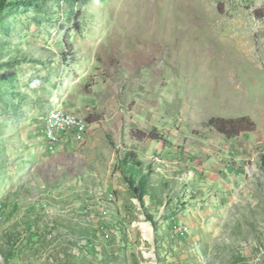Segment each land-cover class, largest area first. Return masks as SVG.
<instances>
[{
	"label": "rangeland",
	"instance_id": "1",
	"mask_svg": "<svg viewBox=\"0 0 264 264\" xmlns=\"http://www.w3.org/2000/svg\"><path fill=\"white\" fill-rule=\"evenodd\" d=\"M20 4L0 9V264H264V0ZM52 112L84 128L50 139ZM242 116L254 132L204 128Z\"/></svg>",
	"mask_w": 264,
	"mask_h": 264
},
{
	"label": "trees",
	"instance_id": "2",
	"mask_svg": "<svg viewBox=\"0 0 264 264\" xmlns=\"http://www.w3.org/2000/svg\"><path fill=\"white\" fill-rule=\"evenodd\" d=\"M47 1V0H21L22 6H28L36 2ZM73 2V1H72ZM74 3V2H73ZM4 0L0 5V9L3 8ZM65 50H63V54L61 57L64 61H66L70 56L66 54L67 46L65 45ZM204 128H208L210 130L215 131L219 135H222L225 139L231 140L239 137L243 133H252L255 131V124L248 116H242L233 119H226L221 117H211L207 122L204 123ZM132 138L137 140L138 142L142 141H162L156 134H144L140 131L132 132ZM264 163V162H263ZM126 182L129 187L132 189L134 195L137 197L141 207L144 209V187L145 183L143 179H139L138 182L135 183L133 178H126ZM146 219L149 221L152 220V216L146 215Z\"/></svg>",
	"mask_w": 264,
	"mask_h": 264
},
{
	"label": "built area",
	"instance_id": "3",
	"mask_svg": "<svg viewBox=\"0 0 264 264\" xmlns=\"http://www.w3.org/2000/svg\"><path fill=\"white\" fill-rule=\"evenodd\" d=\"M45 125L47 127L48 137L53 140H55L56 136L60 133L71 130L82 131L84 128L80 127V122L70 121L69 116L63 120L49 119Z\"/></svg>",
	"mask_w": 264,
	"mask_h": 264
},
{
	"label": "bare ground",
	"instance_id": "4",
	"mask_svg": "<svg viewBox=\"0 0 264 264\" xmlns=\"http://www.w3.org/2000/svg\"><path fill=\"white\" fill-rule=\"evenodd\" d=\"M50 113V112H49ZM69 116V120L70 121H78L79 119L77 118V116L75 115H72V114H67V113H61V112H52V114L50 115L49 118H46V120L44 121L45 124L48 122L49 119H54V120H63L65 118H68ZM44 124V125H45ZM45 131H46V135L48 136V131H47V127L45 125ZM141 229L144 233V237L147 238V239H150L151 238V227L148 225V224H143L141 226ZM184 231V230H183Z\"/></svg>",
	"mask_w": 264,
	"mask_h": 264
}]
</instances>
